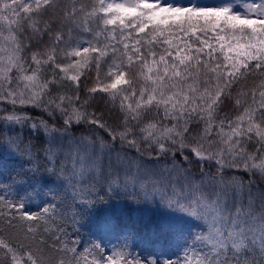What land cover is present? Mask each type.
<instances>
[{
	"label": "snow or ice",
	"instance_id": "1",
	"mask_svg": "<svg viewBox=\"0 0 264 264\" xmlns=\"http://www.w3.org/2000/svg\"><path fill=\"white\" fill-rule=\"evenodd\" d=\"M233 6L0 0V101L59 114L64 132L73 124H91L137 151L146 144L160 155L171 154L177 171V153L215 162L216 174L193 185L198 191L205 183L216 185L212 198L201 192L198 198L182 202L177 196L175 205L167 204L200 221L204 231L180 258L164 264H264V190L257 209L252 182L225 172L243 169L264 179V0L241 3L242 14H234ZM74 31L91 38L74 37ZM254 73L260 79L249 87ZM234 85H243L235 96ZM97 94L117 114L115 126L89 111ZM227 101H233V111L221 116ZM25 119L15 110L0 114L5 125ZM98 139L103 151L107 142ZM45 159H54L51 145ZM96 168L94 159L79 155L70 173L56 167L44 171L75 190L85 173ZM80 200L93 203L83 196ZM58 208L52 203L29 213L22 201L0 196V223L10 228L20 224L25 241L13 244L0 234V264H144L126 249L108 253L93 242V249L103 251L89 259L88 247L81 251L62 244L57 233L63 225L49 227ZM59 219H66L63 211ZM73 220L79 223L75 216ZM45 234L64 255L42 253Z\"/></svg>",
	"mask_w": 264,
	"mask_h": 264
},
{
	"label": "trees",
	"instance_id": "2",
	"mask_svg": "<svg viewBox=\"0 0 264 264\" xmlns=\"http://www.w3.org/2000/svg\"><path fill=\"white\" fill-rule=\"evenodd\" d=\"M66 0H60L65 3ZM85 5H90L91 0H81ZM162 4L198 8H216L225 5H234L233 13L244 12L241 3H251L253 0H202L198 3L182 2L181 0H161ZM6 34V33H5ZM74 37L90 39L88 33L73 32ZM47 41V37L44 38ZM103 39V38H101ZM94 76V73H93ZM49 78H51L49 74ZM259 73H254L247 81L249 87L253 80L259 81ZM243 85L233 86V96L236 90ZM233 101H227L224 112H232ZM0 114H8L15 110L17 115L26 119L22 124L5 125L0 123V196L14 201H22L24 208L29 213L39 212L43 207L56 203L60 205L57 209V217L54 222H49V227L54 228L63 222L59 219L61 211H75L76 215L70 217V224L57 235L61 236L62 244L67 247H78L81 251L84 247L90 250L89 259L92 256L99 257L102 249H93L92 243L99 244L106 252L115 249H126L133 255L138 256L144 264L155 260L156 251L160 244H165V235L172 234L169 239L170 252L176 260L190 246L195 236L204 231V225L199 221L197 230L192 228L190 233L187 228L195 223L189 221H176L172 223L174 229L166 227L164 222L165 211L181 212L167 204L175 205L176 199H170L168 193L164 198L152 200L149 193L157 189L158 185L165 184L167 187L182 189L180 196L182 202L198 198L201 192L193 186L200 183L203 176L207 180V174H216L215 162L198 161L195 157L177 153L175 161L178 171L173 167V156L160 155L146 144H142L140 150L121 144L119 140L113 142L108 133L101 128L91 124H73L67 132H64L63 120L59 114L51 115L43 108L33 107L30 104L13 106L5 101H0ZM90 112L109 124L115 126L117 114L111 110V105L106 104L97 94L89 107ZM36 127L33 128L32 125ZM53 127L59 129L55 133L49 130ZM48 133V134H46ZM88 138V139H85ZM107 142L101 151L100 139ZM89 139L93 143H89ZM49 145L52 146L54 159L46 160ZM187 150H185L186 152ZM79 155H86L94 159L96 170L85 173L82 182L76 185L74 190L71 184L63 182L52 173L44 171L46 167L66 168L70 173L72 164ZM153 159H158L161 166L155 165ZM142 166L141 174L139 171ZM184 167L190 171V175L184 172ZM172 172L185 173L188 176V185L184 188L177 176ZM226 173L243 178L245 184L252 182V192L255 196V207H261V191L264 190V179L260 176H252L243 169H225ZM192 175V176H191ZM137 177L138 181H135ZM139 177V178H138ZM182 181V180H181ZM195 182V183H192ZM211 184V183H210ZM213 190L216 185L211 184ZM83 196L91 205H85L80 197ZM197 196V197H196ZM231 202V200L229 201ZM247 192L245 193V203ZM66 216V213H63ZM79 220L74 223L73 217ZM182 224H179V223ZM126 227L121 241L118 240L119 229ZM0 234L3 238L10 240L13 244H23L24 229L18 224L8 227L6 223H0ZM46 244L41 247L42 253L48 258H58L64 253L57 252L54 247L53 238L45 234ZM76 244H73V241ZM168 241V240H167ZM179 251L178 253L175 250ZM155 250V252H154ZM72 253H68L70 258ZM155 256V257H154ZM156 261V260H155ZM83 264V262H82Z\"/></svg>",
	"mask_w": 264,
	"mask_h": 264
},
{
	"label": "rangeland",
	"instance_id": "3",
	"mask_svg": "<svg viewBox=\"0 0 264 264\" xmlns=\"http://www.w3.org/2000/svg\"><path fill=\"white\" fill-rule=\"evenodd\" d=\"M150 161L155 162V165H153L152 167L161 166L160 161L158 159H153ZM141 170H142V166H141L140 171H139V176L141 174ZM184 172H186L188 175H190V171L188 169H186L185 167H184ZM177 174H179L178 176H179L181 185L184 188H186L188 185V176L182 172H180V173L172 172V175H174V176H177ZM135 181H138L137 177H135ZM192 183H195V182H192ZM197 184H200V183H197ZM200 188L204 189L205 193L209 194L210 198H212L211 197L212 193L219 190L218 187L215 188V190H213V186H211L210 183H205V184L201 185ZM174 189H175L174 187L169 188L165 184L158 185L156 192L154 194L153 200L164 198L166 193H168V197L170 199H176L177 196L180 197L182 194V189L177 188V189H175V192L173 191ZM63 213H66V216H65L66 219L62 220L63 225H64V229H66L67 226L70 224V217L72 215H76V212L75 211H72V212L64 211ZM76 219H78V218H76ZM179 220L183 221V222H185V221L199 222L195 218H193V217H191V216H189L183 212H175V211H172L170 208H168L165 211L164 222L166 223V227H170V228L174 229V225L172 223L179 221ZM199 226H200V223L195 224V228L197 230L199 229ZM171 237L173 239L172 234H168V235L166 234L164 239H165V244H166L167 248L165 247V245L163 243H161L159 249L156 251V254H155L156 257L154 256L155 260H156V264H164L165 261L176 260L175 256L171 254L170 249H169V246L171 243V241L169 242V239ZM154 252H155V250H154Z\"/></svg>",
	"mask_w": 264,
	"mask_h": 264
}]
</instances>
